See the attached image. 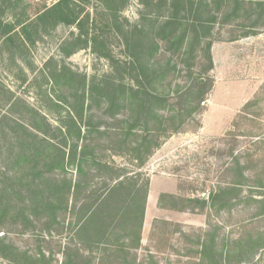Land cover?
Segmentation results:
<instances>
[{
    "label": "rangeland",
    "instance_id": "374dc122",
    "mask_svg": "<svg viewBox=\"0 0 264 264\" xmlns=\"http://www.w3.org/2000/svg\"><path fill=\"white\" fill-rule=\"evenodd\" d=\"M59 1L28 0L30 7L24 13L11 12L6 6L0 8L1 201L11 200L12 206L29 202L20 190L23 184H30L33 175L17 159L21 144L32 138L20 127L37 133L31 127H43L47 122L52 127L51 142L64 149L63 137L56 129L70 125V116L77 119L79 111L83 113L81 124L93 127L92 133L79 142L80 146L94 149L98 160L112 172L89 159L86 171L91 174L87 178H79L74 166L53 174L44 170L45 187L49 179L67 178L73 184L81 179L91 184L90 189L102 190L112 173L128 176L132 182H138V187L153 180L150 226L142 231V248L131 249L136 257L134 264H264V215H259L263 204L254 201L264 198V16L255 35H250V27L257 17H245L250 6L239 12V19L227 23L219 16L211 38L218 45L216 72L208 70L205 44L186 55L167 52L165 44H159L154 57L155 87L159 93L192 86L200 77L212 85V90L205 99L206 105L200 103L201 111L187 119L180 132L166 139L161 137L160 148L141 166L132 151L139 132L124 136L130 120L128 108L121 104L120 109L108 113L100 91L90 93L91 84H97L106 75L113 74L117 84L125 85L134 76L124 66L127 56L116 27L115 8L107 11L98 0L85 6L91 13L88 38L79 39L76 25L55 24L53 17L31 25L35 44L18 36L21 27L16 25L17 21L36 20L39 12ZM143 10L139 0H131L119 15L132 26L140 21ZM231 11L232 7L223 9V13ZM6 24L15 26L11 39L3 35ZM94 38L99 39L97 49ZM65 50L72 53L67 56ZM106 54L110 58L104 57ZM225 56L233 63L232 70L239 74L223 79L220 70ZM111 58L119 62L114 70ZM252 68V73H248ZM167 70L171 71L168 80L160 82ZM214 82L219 86L215 88ZM209 99L215 106L208 108ZM255 101L257 104L243 112L248 102ZM174 106L175 112L156 109L153 129L159 130L161 117L176 114L177 103ZM39 137L44 138L42 134ZM127 138L130 142L123 145ZM48 144L43 145L44 157L52 149ZM236 160L243 169L235 168ZM234 182L241 185L236 186L238 192L230 194L229 207L213 208L210 195L232 188ZM82 198L75 200L71 196L67 211L56 223L47 218L29 223L18 217L16 211H12L15 215H4L0 208V264H63L64 254L73 256L78 249L91 257V264H121L116 257L104 255L86 233L80 234L86 223ZM142 198L141 193L139 201ZM148 199L149 193L147 202ZM205 249L208 253L203 254ZM78 262L85 264L83 260Z\"/></svg>",
    "mask_w": 264,
    "mask_h": 264
},
{
    "label": "trees",
    "instance_id": "16d2710c",
    "mask_svg": "<svg viewBox=\"0 0 264 264\" xmlns=\"http://www.w3.org/2000/svg\"><path fill=\"white\" fill-rule=\"evenodd\" d=\"M98 1L107 11L115 8L116 27L123 38L127 56L124 66H128L134 76H130V83L125 85L117 84L113 74L106 75L97 84H91L90 93L92 94L94 90L100 91L108 113H114L117 107L120 109L121 104L128 108L130 120L127 123L128 127L124 129V136L131 137L137 131L139 132L138 141L135 142L132 151L135 160L144 166L155 150L160 148L161 137L166 139L169 135L180 132L186 120L201 111L200 103L205 101L212 90V85L200 77L192 86H178L172 92L159 93L155 87L157 81L154 73L157 65L154 57L159 50V44H165L167 52H178L184 55L194 53L198 47L205 44L209 61L208 70L211 71L213 69L212 31L218 24L219 16L222 17L223 23H227L232 19H239L241 17L239 12L246 5L250 6V10L245 12V17H257L250 27L252 29L250 35H255V29L262 25L260 20L264 16V0H149L148 2L139 0L144 10L141 12L140 21L132 26L119 15L131 0ZM90 2L91 0H61L51 8H45L43 13L39 12L36 20L17 21L16 25L21 27V33H18V36L31 45L35 44L31 25L53 17L55 24L76 25L80 33L79 39L83 36L88 38L91 13L87 12L85 6ZM29 5L28 0L0 1V8L6 6V9L11 12L19 10L24 13L30 7ZM226 7H232V11L223 13ZM2 24L0 20V25ZM3 29V35L11 39L15 26L6 24ZM98 40V38L92 39L95 49L98 47ZM86 45H88L87 40ZM65 51L67 56L72 53L69 50ZM104 57L110 58L107 54ZM118 64L119 62L111 58L113 70ZM170 74L171 71L167 70L160 78V82L167 81ZM175 103L178 106L176 114L161 117L163 121L159 120V130L153 129L152 123L155 121L156 109L175 112ZM255 104H257L256 101L248 102L243 112ZM76 114L79 122L71 115L70 125L56 129L63 137L64 149L55 147L51 142L52 127L47 122L43 123V127L39 125L31 127L38 134L31 129L20 127L27 136L32 138L31 141L21 144L19 159H17L20 166L30 170L33 175L30 184L20 182V187L24 185L20 193L24 192L22 194L29 202L25 201L24 204L12 206L11 200L4 203L3 200L1 201L3 197L0 196L1 212L7 215L16 211L18 217L25 218V221L29 223H34L40 218H47L51 223H56L59 216L67 211L70 197L73 196L75 200H79L81 196L85 200L83 219H86V223L80 234L86 233L90 239H94L96 247L101 248L104 255L116 257L122 262L121 264H134L136 257L132 256L130 250L140 247L144 207L150 187L149 179L143 186L138 187V182H132L128 176L112 173L109 183L102 190L90 189L91 184L83 183L81 179L73 184L67 178L49 179L45 187L44 170L53 174L56 171L64 172L67 167L74 166L79 178L82 176L83 179L87 178L88 173L89 176L91 174L90 171H86L89 159L105 171L112 172L108 165H103L98 160L94 149L91 150L86 145L80 146L79 142L84 141L92 133L93 127L90 124L82 125L83 113L78 111ZM39 134H42L44 138L41 139ZM129 142L127 138L122 141V144L127 145ZM44 143H49L48 145L52 148L45 157L43 156ZM235 168L243 169L237 160ZM40 182L42 184H39ZM232 184V188H224L210 195L213 208L223 210L229 207L232 201L230 194L238 192L239 188L236 186L241 185L240 182ZM141 193L143 194L141 221L139 224H134L135 216L132 210ZM10 196L11 194L7 198ZM254 201L263 204L259 215H264V198ZM203 206H206V202H203ZM91 224L93 225L90 227ZM206 252L208 253L205 249L203 254ZM86 254L81 249L76 250L73 256L65 253L66 258L63 264H79V260H83L85 264H91L92 259Z\"/></svg>",
    "mask_w": 264,
    "mask_h": 264
},
{
    "label": "crops",
    "instance_id": "0c3cea01",
    "mask_svg": "<svg viewBox=\"0 0 264 264\" xmlns=\"http://www.w3.org/2000/svg\"><path fill=\"white\" fill-rule=\"evenodd\" d=\"M232 43H236V42H232ZM217 47H218V45L213 43L212 50H211L212 59H213V69L211 70V72H213V71L216 72V70L218 68L217 66L219 63L218 62L219 57L217 55ZM229 47L230 46H227L228 52H229ZM224 59H225V62L223 64V68L220 70V77H222L224 79V78H230L231 76H235V74H239V72L235 73L236 70H232L233 69V63L231 62L230 58L225 56ZM238 70H240V69L238 68L237 71ZM253 70H254V68L250 69L248 71V73L251 74ZM214 84H215V88H216V86H219L218 82L217 83L214 82ZM207 105H208V108L215 106V102H213V100L209 99V100H207ZM152 186H153V180L150 183V187H149V191H148L149 199H148V202L146 200L147 205L145 203V207H144L142 231L146 230L150 226L149 225L150 224L149 212H150V196H151ZM147 197H148V195H147ZM135 207H137V209H135ZM133 208L134 209L132 210V214L135 216L134 224H139L141 221L142 200H140V201L137 200V203L134 205ZM142 231H141L140 247L132 249V250L138 251L144 245V239L142 238ZM130 252H131V250H130Z\"/></svg>",
    "mask_w": 264,
    "mask_h": 264
},
{
    "label": "built area",
    "instance_id": "2783aa9c",
    "mask_svg": "<svg viewBox=\"0 0 264 264\" xmlns=\"http://www.w3.org/2000/svg\"><path fill=\"white\" fill-rule=\"evenodd\" d=\"M202 105H203V106H205V105H206V102H205V101H204V102H202Z\"/></svg>",
    "mask_w": 264,
    "mask_h": 264
}]
</instances>
